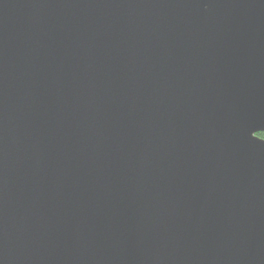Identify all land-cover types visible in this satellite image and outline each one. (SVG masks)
I'll use <instances>...</instances> for the list:
<instances>
[{"label":"water","instance_id":"obj_1","mask_svg":"<svg viewBox=\"0 0 264 264\" xmlns=\"http://www.w3.org/2000/svg\"><path fill=\"white\" fill-rule=\"evenodd\" d=\"M264 0H0V264H264Z\"/></svg>","mask_w":264,"mask_h":264},{"label":"trees","instance_id":"obj_2","mask_svg":"<svg viewBox=\"0 0 264 264\" xmlns=\"http://www.w3.org/2000/svg\"><path fill=\"white\" fill-rule=\"evenodd\" d=\"M258 135L264 138V131L258 133Z\"/></svg>","mask_w":264,"mask_h":264}]
</instances>
